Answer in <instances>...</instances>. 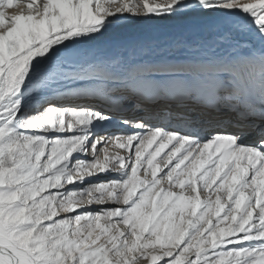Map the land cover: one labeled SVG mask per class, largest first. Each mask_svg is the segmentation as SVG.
Here are the masks:
<instances>
[{
    "label": "snow or ice",
    "instance_id": "6c2138e0",
    "mask_svg": "<svg viewBox=\"0 0 264 264\" xmlns=\"http://www.w3.org/2000/svg\"><path fill=\"white\" fill-rule=\"evenodd\" d=\"M0 264H264V0H0Z\"/></svg>",
    "mask_w": 264,
    "mask_h": 264
},
{
    "label": "bare ground",
    "instance_id": "6f19581e",
    "mask_svg": "<svg viewBox=\"0 0 264 264\" xmlns=\"http://www.w3.org/2000/svg\"><path fill=\"white\" fill-rule=\"evenodd\" d=\"M163 30L164 29H161V31H163ZM128 35H129L130 38H136L137 36H141L142 33L138 32V31H132Z\"/></svg>",
    "mask_w": 264,
    "mask_h": 264
},
{
    "label": "rangeland",
    "instance_id": "374dc122",
    "mask_svg": "<svg viewBox=\"0 0 264 264\" xmlns=\"http://www.w3.org/2000/svg\"><path fill=\"white\" fill-rule=\"evenodd\" d=\"M9 11H18L17 8L10 9Z\"/></svg>",
    "mask_w": 264,
    "mask_h": 264
}]
</instances>
